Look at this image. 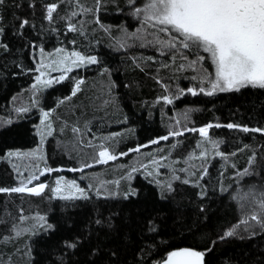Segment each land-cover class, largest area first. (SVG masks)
I'll use <instances>...</instances> for the list:
<instances>
[{
  "label": "snow or ice",
  "instance_id": "1",
  "mask_svg": "<svg viewBox=\"0 0 264 264\" xmlns=\"http://www.w3.org/2000/svg\"><path fill=\"white\" fill-rule=\"evenodd\" d=\"M0 101V264H264V0H0Z\"/></svg>",
  "mask_w": 264,
  "mask_h": 264
},
{
  "label": "trees",
  "instance_id": "2",
  "mask_svg": "<svg viewBox=\"0 0 264 264\" xmlns=\"http://www.w3.org/2000/svg\"><path fill=\"white\" fill-rule=\"evenodd\" d=\"M118 59V57H117ZM92 78H93V74L89 73V82H92ZM120 80H124V79H131L132 78V74H129L127 77L123 74V69L121 70V74L117 77ZM98 79V78H97ZM189 82L187 80L182 81V86H188ZM90 93L86 90L85 96L89 95ZM156 95V92L152 91L149 87H145L144 89V99L146 100H151L154 96ZM222 99H218L215 100V104L217 106V108H219V111H217L215 113L216 116H220L222 119L224 117L227 116L228 111H229V106L231 104V101L228 97V94H221ZM205 99H214V98H201V97H191V96H187L185 98H183L181 101L177 102L176 104V108L175 110L171 109V106H169V113L168 115L171 116L173 111L179 112L187 107H197V108H201L204 109V111L202 112H197L194 115V120L197 123V126H199V124L201 122H206V121H210L213 119V113L211 111H208V109H212V104H205L204 100ZM2 102V101H0ZM102 115V114H100ZM155 119H156V127H159L160 124V115L159 112H157L155 114ZM165 119H167V117H165ZM109 122L111 123V128H108L109 131H121V127L118 125L115 115H113V113H109ZM107 127V126H106ZM213 132V136L214 138H223V137H231V138H236L241 136L242 134L239 133H229L227 130L224 129H216V130H212ZM144 135H146V133L144 131H140V136L143 137ZM198 137L193 135V134H187V139L184 141V146L187 149L189 146H194L195 144V140ZM239 160L241 163H243L244 157L240 156ZM124 162V161H122ZM8 166L4 163H0V182H9V178L7 176V170ZM110 170H113L110 168ZM73 174L69 173L68 176L71 177ZM111 175V174H110ZM5 199H7L4 196H0V214L3 213L4 208V201ZM16 203H19V198H16ZM25 207H27V205H25ZM8 210L15 215L16 214V208L13 207L12 205L8 206Z\"/></svg>",
  "mask_w": 264,
  "mask_h": 264
},
{
  "label": "rangeland",
  "instance_id": "3",
  "mask_svg": "<svg viewBox=\"0 0 264 264\" xmlns=\"http://www.w3.org/2000/svg\"><path fill=\"white\" fill-rule=\"evenodd\" d=\"M95 171L100 172V173H103V172L107 171L109 174H112V172H113V170H110V168L104 169V168H100V167H98L97 169H95Z\"/></svg>",
  "mask_w": 264,
  "mask_h": 264
}]
</instances>
